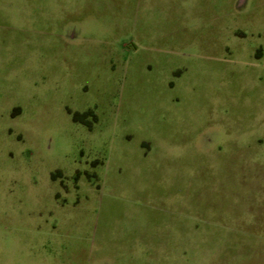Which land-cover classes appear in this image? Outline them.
I'll use <instances>...</instances> for the list:
<instances>
[{"label": "rangeland", "instance_id": "obj_1", "mask_svg": "<svg viewBox=\"0 0 264 264\" xmlns=\"http://www.w3.org/2000/svg\"><path fill=\"white\" fill-rule=\"evenodd\" d=\"M145 263L264 264V0H0V264Z\"/></svg>", "mask_w": 264, "mask_h": 264}, {"label": "trees", "instance_id": "obj_2", "mask_svg": "<svg viewBox=\"0 0 264 264\" xmlns=\"http://www.w3.org/2000/svg\"><path fill=\"white\" fill-rule=\"evenodd\" d=\"M85 115H86V114H82V115H80V114H75V115H74V118L77 119V118L85 117Z\"/></svg>", "mask_w": 264, "mask_h": 264}, {"label": "crops", "instance_id": "obj_3", "mask_svg": "<svg viewBox=\"0 0 264 264\" xmlns=\"http://www.w3.org/2000/svg\"><path fill=\"white\" fill-rule=\"evenodd\" d=\"M150 225H151V224H150ZM72 230H73V229H71L70 231H72ZM142 243H145V240H144ZM145 254H146V253H145ZM140 260H141L142 262H143V261L146 262L147 259L144 257V258H141ZM100 261H101V260H100ZM145 264H146V263H145Z\"/></svg>", "mask_w": 264, "mask_h": 264}]
</instances>
